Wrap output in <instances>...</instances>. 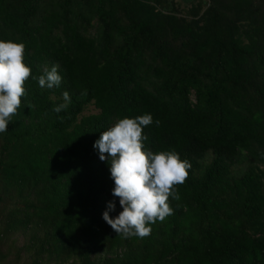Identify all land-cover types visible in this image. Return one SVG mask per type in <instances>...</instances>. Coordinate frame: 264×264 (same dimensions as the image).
I'll return each mask as SVG.
<instances>
[{
  "label": "trees",
  "instance_id": "16d2710c",
  "mask_svg": "<svg viewBox=\"0 0 264 264\" xmlns=\"http://www.w3.org/2000/svg\"><path fill=\"white\" fill-rule=\"evenodd\" d=\"M0 38L31 68L0 134V264H264V0H0ZM145 113V145L191 168L173 213L123 238L93 143Z\"/></svg>",
  "mask_w": 264,
  "mask_h": 264
},
{
  "label": "clouds",
  "instance_id": "9594fccd",
  "mask_svg": "<svg viewBox=\"0 0 264 264\" xmlns=\"http://www.w3.org/2000/svg\"><path fill=\"white\" fill-rule=\"evenodd\" d=\"M24 55L22 40L0 38V134L8 131L12 117L21 108V98L26 96L24 83L31 68ZM33 78L41 88L48 89L60 87L62 82L57 64ZM63 100L65 103L54 111L68 106L67 92L63 93ZM152 123L151 113L120 118L93 143L98 158L108 164L114 182L111 192L118 197L121 208L115 217H110L116 202L108 201L102 219L123 238L148 236L153 224L173 213L169 198H179L175 186L184 183L191 168L190 161L182 159L174 149L153 152L145 145L148 137L143 129Z\"/></svg>",
  "mask_w": 264,
  "mask_h": 264
},
{
  "label": "rangeland",
  "instance_id": "374dc122",
  "mask_svg": "<svg viewBox=\"0 0 264 264\" xmlns=\"http://www.w3.org/2000/svg\"><path fill=\"white\" fill-rule=\"evenodd\" d=\"M175 3H178L180 6H184V0H173ZM98 112V110H96L94 108V106L92 104H89L85 111H84V114H89V113H96Z\"/></svg>",
  "mask_w": 264,
  "mask_h": 264
}]
</instances>
